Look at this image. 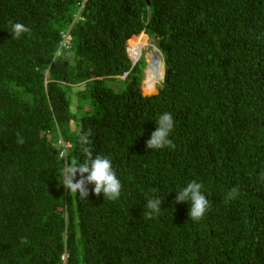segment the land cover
<instances>
[{
  "label": "trees",
  "instance_id": "1",
  "mask_svg": "<svg viewBox=\"0 0 264 264\" xmlns=\"http://www.w3.org/2000/svg\"><path fill=\"white\" fill-rule=\"evenodd\" d=\"M142 31L165 59L152 94ZM165 112L175 147L148 149ZM85 134L116 200L57 179ZM193 180L198 221L174 200ZM0 264H264V0H0Z\"/></svg>",
  "mask_w": 264,
  "mask_h": 264
},
{
  "label": "clouds",
  "instance_id": "2",
  "mask_svg": "<svg viewBox=\"0 0 264 264\" xmlns=\"http://www.w3.org/2000/svg\"><path fill=\"white\" fill-rule=\"evenodd\" d=\"M29 31L30 29L22 23L16 22L12 24V35L14 38H19L22 33H27ZM141 34L146 35L148 43L145 46L142 56L138 61L142 59L145 60V57H147L149 53L155 54L156 51H154V48H156L158 53L162 57L165 69V59L160 48L158 47V42L154 38H152L146 31H142L140 34L134 35L128 40L127 51L129 56L132 53V51L129 52V50H131V41L139 37ZM68 35L70 36V34ZM70 38L71 36L69 37V39L67 38L66 42L63 41L64 44L67 43ZM163 80L164 77L162 79V82ZM173 128L174 120L172 114L165 112L160 115L156 121L155 131L151 132L150 138L146 141V148L161 149L166 146L170 148L175 147L173 141L168 138ZM89 134H85L79 139L82 155L84 157L82 162H78V160L75 158L71 159L70 162H66L63 169L59 172L60 175L57 177V179L59 183L68 190V192H71L75 196L77 193H79L80 199H86L88 197L89 188L87 187V185L94 184V188L91 189V191L94 192L97 196H99V194L103 192L104 197L106 196L109 200H116L120 197L121 194V182L117 178V175L112 168L111 160L108 157L99 154L95 156L93 155V151L90 147L91 141L89 139ZM17 143H24V140L19 135V133L17 134ZM66 146H69L67 142ZM77 174H79V179H76ZM201 189L202 184L193 180L189 182L185 187L178 190L177 195L174 197V200L177 203L184 201L190 202L191 206L188 216L193 221L200 220L210 206V201L206 198ZM238 191L239 190L237 187H233L228 193V199H234L238 194ZM161 203L162 200L159 197L148 199L146 205L148 211L145 213L147 218L151 219L155 214H158L160 212ZM21 242L27 243L26 239L24 238L21 239Z\"/></svg>",
  "mask_w": 264,
  "mask_h": 264
},
{
  "label": "bare ground",
  "instance_id": "3",
  "mask_svg": "<svg viewBox=\"0 0 264 264\" xmlns=\"http://www.w3.org/2000/svg\"><path fill=\"white\" fill-rule=\"evenodd\" d=\"M147 37L144 38V40H146ZM143 40V41H144ZM147 41H145L146 43ZM144 42H142L139 46L142 49ZM154 51H156V53H149L148 54V66L145 70V76H146V86H147V90L149 91V93L154 92L157 89V85L159 83L160 80L163 79L164 77V64L162 61V57L160 56V54L158 53L157 49L154 48ZM142 50L139 52L141 53ZM140 54H138L139 56ZM145 88V87H144ZM146 90V89H145Z\"/></svg>",
  "mask_w": 264,
  "mask_h": 264
},
{
  "label": "rangeland",
  "instance_id": "4",
  "mask_svg": "<svg viewBox=\"0 0 264 264\" xmlns=\"http://www.w3.org/2000/svg\"><path fill=\"white\" fill-rule=\"evenodd\" d=\"M64 37H65V40L67 39V37L64 35ZM145 41H147L146 43H145ZM144 42V46H143V48H142V52L140 53V55H139V58H141V56H142V53H143V50H144V48H145V46L147 45V43H148V40L146 39V40H144L143 41ZM63 44H64V42H63ZM148 51V50H147ZM146 51V52H147ZM146 52H145V55H146ZM148 56V55H147ZM145 60H146V62L148 63V58L147 57H145ZM147 66H148V64H146V67H145V69H144V78H143V81H142V83H141V87H142V93L143 94H151V92L149 93V91L147 90V86H146V76H145V70H146V68H147ZM161 82H162V80H160V82L158 83V85H157V88L161 85ZM145 87V88H144ZM146 89V90H145ZM157 91V89L154 91V92H156ZM153 93V92H152Z\"/></svg>",
  "mask_w": 264,
  "mask_h": 264
},
{
  "label": "built area",
  "instance_id": "5",
  "mask_svg": "<svg viewBox=\"0 0 264 264\" xmlns=\"http://www.w3.org/2000/svg\"><path fill=\"white\" fill-rule=\"evenodd\" d=\"M65 36H66L68 39H69V37H70L68 34H65ZM66 40H67V39H66ZM66 40H65L64 42H66Z\"/></svg>",
  "mask_w": 264,
  "mask_h": 264
},
{
  "label": "water",
  "instance_id": "6",
  "mask_svg": "<svg viewBox=\"0 0 264 264\" xmlns=\"http://www.w3.org/2000/svg\"><path fill=\"white\" fill-rule=\"evenodd\" d=\"M164 75H165V71H164Z\"/></svg>",
  "mask_w": 264,
  "mask_h": 264
}]
</instances>
